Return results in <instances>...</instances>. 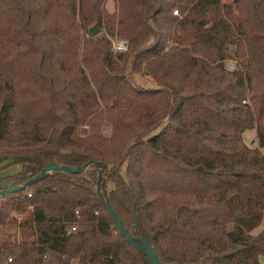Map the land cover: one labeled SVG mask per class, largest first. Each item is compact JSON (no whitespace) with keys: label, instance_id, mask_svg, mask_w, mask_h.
<instances>
[{"label":"trees","instance_id":"trees-1","mask_svg":"<svg viewBox=\"0 0 264 264\" xmlns=\"http://www.w3.org/2000/svg\"><path fill=\"white\" fill-rule=\"evenodd\" d=\"M106 1L0 0V192L89 164L0 198V264H152L97 164L159 264H260L264 0Z\"/></svg>","mask_w":264,"mask_h":264},{"label":"rangeland","instance_id":"rangeland-1","mask_svg":"<svg viewBox=\"0 0 264 264\" xmlns=\"http://www.w3.org/2000/svg\"><path fill=\"white\" fill-rule=\"evenodd\" d=\"M222 1L224 3H234L236 0H222ZM105 7L109 12L113 13L117 10V1L116 0H107ZM113 46H114V49L116 51H122V52L127 51L129 48L127 41L118 40V39L113 42ZM235 52H236V47L233 45H229L228 46V53L231 55H235ZM225 65L229 70H234L233 65L236 67V61L234 59H228V60H226ZM135 78H136L137 82H139L141 84L145 83V79L142 78L141 76L137 75ZM104 132H105V134H110L111 129L106 128ZM244 138H245L246 143L249 146H251L253 148H260L259 143H258V135H257L256 129L247 130L244 134ZM260 149L264 153V148H260ZM20 169H21L20 165H14V166H11V167H8L6 169L1 170L0 171V181L2 179H6L8 176H11V175L18 173L20 171ZM11 184H12V182H8V183L1 184V185H3V187L5 188L4 190H6L9 188H12V187H9ZM11 215L13 218H15V220H17L18 223L23 218L26 217V215H20V214H14V213ZM233 227L234 226L232 224L228 226L229 229H233ZM263 228H264V221H263L262 225L255 230V233L259 232ZM9 234L17 236V240L19 242L22 239V237L20 235V229L17 230L16 226L14 227L11 225H7V226H1L0 227V238H2L4 236H8ZM260 264H264V256L260 258Z\"/></svg>","mask_w":264,"mask_h":264},{"label":"water","instance_id":"water-1","mask_svg":"<svg viewBox=\"0 0 264 264\" xmlns=\"http://www.w3.org/2000/svg\"><path fill=\"white\" fill-rule=\"evenodd\" d=\"M96 32H97V28L95 27V29L92 31V33L95 34ZM88 166H89V164H86L84 167H72V166H60V165H57L54 163H50V164L45 166V168L43 169V171L39 175L30 179L23 186H14L12 188L1 191L0 192V198L8 197V196H11L13 194L24 191L28 187L36 184L37 182H39L43 178L47 177L50 173H52L54 171H67V172H71V173H82L84 171V169L87 168ZM97 166L99 169V176H98V181H97V195H98L99 199L101 200V202L106 207V209L109 211V213L114 218L119 232L134 247H136L139 250H141L142 252H144L149 257L152 264H159V259H158L157 254L155 253V251L153 249H151L148 246V244L146 242H144L143 240L133 238L128 234V232L125 229V227L123 226L121 219L119 218L118 214L116 213V211L113 209L111 204L105 198V196L102 192V172H101L102 164H97Z\"/></svg>","mask_w":264,"mask_h":264},{"label":"built area","instance_id":"built-area-1","mask_svg":"<svg viewBox=\"0 0 264 264\" xmlns=\"http://www.w3.org/2000/svg\"><path fill=\"white\" fill-rule=\"evenodd\" d=\"M175 13L176 14H178V12L177 11H175ZM233 68L235 69V66L233 65ZM29 196H32V194H29ZM76 229V227H73V230H75ZM9 262H12V259L11 258H9V260H8Z\"/></svg>","mask_w":264,"mask_h":264}]
</instances>
